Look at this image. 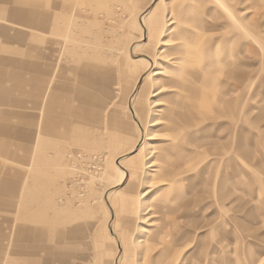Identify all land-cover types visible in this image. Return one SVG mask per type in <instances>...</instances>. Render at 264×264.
I'll use <instances>...</instances> for the list:
<instances>
[{
    "label": "rangeland",
    "instance_id": "1",
    "mask_svg": "<svg viewBox=\"0 0 264 264\" xmlns=\"http://www.w3.org/2000/svg\"><path fill=\"white\" fill-rule=\"evenodd\" d=\"M144 250L264 264V0H0V264Z\"/></svg>",
    "mask_w": 264,
    "mask_h": 264
},
{
    "label": "crops",
    "instance_id": "2",
    "mask_svg": "<svg viewBox=\"0 0 264 264\" xmlns=\"http://www.w3.org/2000/svg\"><path fill=\"white\" fill-rule=\"evenodd\" d=\"M8 14H9V12H8ZM10 15L14 18V19H20V18H26L27 17V14L25 13V11H23V10H15V9H13L12 11H10ZM29 20H31V21H35V14H31V15H29V18H28ZM44 20H46V21H48L49 20V16L48 15H46V16H44ZM20 37H18V39H19ZM22 68H24V69H28V68H30L31 70L32 69H36V68H34V67H29V66H21ZM49 70V67L48 66H44L40 71L42 72V81H44V85L46 84V81H47V71ZM17 87H21V86H19V84L17 85ZM52 114H54V113H52Z\"/></svg>",
    "mask_w": 264,
    "mask_h": 264
},
{
    "label": "bare ground",
    "instance_id": "3",
    "mask_svg": "<svg viewBox=\"0 0 264 264\" xmlns=\"http://www.w3.org/2000/svg\"><path fill=\"white\" fill-rule=\"evenodd\" d=\"M171 20V21H170ZM174 19H168V25L167 26H169V25H174ZM172 30H173V28H170V26H169V28H168V31H169V33H171L172 32ZM134 46V45H133ZM132 52H133V50H132ZM160 74H161V72L160 71H155V72H153V75L152 76H160ZM159 124V122L158 121H156V122H154L153 124H152V126H157ZM151 139H153L152 138V136L150 137ZM148 139V140H151V139ZM153 150V149H152ZM155 152V151H154ZM131 153V152H130ZM121 158V157H120ZM122 159V158H121ZM152 165H151V163H149V165H147V168H149V167H151ZM145 204V203H144ZM145 232V231H144ZM25 242V241H24ZM138 242V241H137ZM143 242H145V241H141V243L140 242H138V244H142ZM144 244V243H143ZM146 244V243H145ZM137 245V244H136ZM142 247V246H141ZM144 248H145V246H143ZM147 247V246H146ZM166 252H164V255H166L165 254ZM149 252H148V250H144V252H143V257H142V259H141V263L140 264H149L150 262L152 263V261H150V259H149ZM163 255V254H162ZM160 258V257H159ZM158 258V259H159ZM157 259V260H158ZM13 264H17V263H13ZM152 264H154V263H152Z\"/></svg>",
    "mask_w": 264,
    "mask_h": 264
}]
</instances>
